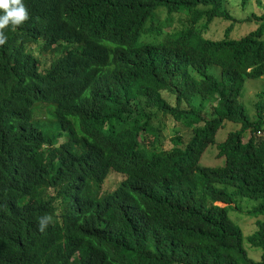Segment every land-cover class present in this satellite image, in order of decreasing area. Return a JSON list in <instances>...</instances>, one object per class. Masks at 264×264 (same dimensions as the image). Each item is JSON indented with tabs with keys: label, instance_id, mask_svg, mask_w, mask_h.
Here are the masks:
<instances>
[{
	"label": "trees",
	"instance_id": "obj_1",
	"mask_svg": "<svg viewBox=\"0 0 264 264\" xmlns=\"http://www.w3.org/2000/svg\"><path fill=\"white\" fill-rule=\"evenodd\" d=\"M226 1L23 0L28 20L0 45V264H264V219L255 261L229 217L241 197L264 218L263 94L253 120L239 101L264 77V23L230 38L251 17ZM216 19L229 27L205 38ZM213 147L220 164L203 165Z\"/></svg>",
	"mask_w": 264,
	"mask_h": 264
},
{
	"label": "rangeland",
	"instance_id": "obj_2",
	"mask_svg": "<svg viewBox=\"0 0 264 264\" xmlns=\"http://www.w3.org/2000/svg\"><path fill=\"white\" fill-rule=\"evenodd\" d=\"M224 8L234 17L235 20H243L246 19V17H251V19H247L242 21L241 23H235L233 26L229 37L233 39H238L247 33H250L252 30L256 29L260 24L264 23L263 19H254L252 16L253 14L261 15L264 13V0H247L244 4H242L241 0H227ZM167 16V11L163 9H158V12L156 14V20L161 21L165 20ZM179 16L175 15L173 20V27H179L178 21ZM230 22L225 21L222 19H216L214 20L210 26L204 31L203 29V35L205 38H222L224 35V32L229 27ZM166 32V29H165ZM154 40L152 39V35H143L142 40ZM163 38L161 37L158 39L161 41ZM31 49L35 56L39 57L41 59L42 65L41 70L47 68V66L50 64L51 60L54 56H48L41 54L39 52L40 48L39 46L32 45ZM210 72H214L219 74L218 67L212 66L210 68ZM263 94V100H264V77L260 79H247L245 80L243 90L241 93V96L239 98L240 103L243 105L245 112L247 113V116L250 117L252 120L256 118V104L259 101L258 95ZM172 101V100H171ZM199 105V102H197ZM206 111L210 113V103L206 102L205 104ZM41 121L48 122L49 118L46 115V113H42L40 117ZM233 125L231 124H225L223 129L218 131L216 140L217 141H223L230 131L236 130ZM178 129L173 128V126H169L164 129V136H166V143H170V139L172 136L176 134ZM217 150L215 147L211 148L209 152H207L201 160V163L206 166H215L220 164V160L217 158ZM118 180H120L119 175L115 174V172H112L107 179L103 190H113ZM260 200L259 199H248V198H241L236 197L235 204H231L234 206L233 209L229 212L230 219L239 226L243 233L244 237V247L247 251L248 256H250L255 261H260V252H255L253 246L251 243H248L247 237L252 235L256 229V222L258 219L263 220V217L259 218H251L246 216V211L248 209H251L255 204H257ZM221 206H225L226 204L219 202Z\"/></svg>",
	"mask_w": 264,
	"mask_h": 264
},
{
	"label": "clouds",
	"instance_id": "obj_3",
	"mask_svg": "<svg viewBox=\"0 0 264 264\" xmlns=\"http://www.w3.org/2000/svg\"><path fill=\"white\" fill-rule=\"evenodd\" d=\"M0 45L7 42L4 30L11 26L13 29L22 25L29 18V13L23 0H0ZM52 216L44 215L38 218V227L44 231Z\"/></svg>",
	"mask_w": 264,
	"mask_h": 264
}]
</instances>
